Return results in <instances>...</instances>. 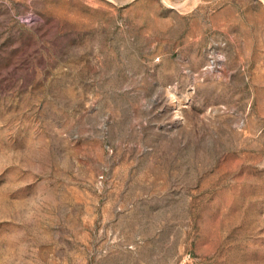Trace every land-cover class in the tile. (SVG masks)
<instances>
[{
    "label": "rangeland",
    "instance_id": "1",
    "mask_svg": "<svg viewBox=\"0 0 264 264\" xmlns=\"http://www.w3.org/2000/svg\"><path fill=\"white\" fill-rule=\"evenodd\" d=\"M0 264H264V0H0Z\"/></svg>",
    "mask_w": 264,
    "mask_h": 264
}]
</instances>
